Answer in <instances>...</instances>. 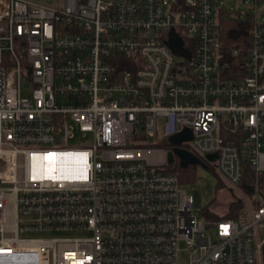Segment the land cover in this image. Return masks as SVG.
I'll return each instance as SVG.
<instances>
[{"label": "built area", "instance_id": "obj_1", "mask_svg": "<svg viewBox=\"0 0 264 264\" xmlns=\"http://www.w3.org/2000/svg\"><path fill=\"white\" fill-rule=\"evenodd\" d=\"M244 1L234 72L215 0H0V264H262L263 0ZM185 129L229 195L213 219L156 148Z\"/></svg>", "mask_w": 264, "mask_h": 264}, {"label": "rangeland", "instance_id": "obj_2", "mask_svg": "<svg viewBox=\"0 0 264 264\" xmlns=\"http://www.w3.org/2000/svg\"><path fill=\"white\" fill-rule=\"evenodd\" d=\"M38 3L47 6H54L58 3V0H33ZM215 7H219L220 11H225L223 17H232L238 19L240 17L241 20L245 21L247 19V14L250 12H254V7L252 4L246 5L244 0H215ZM258 21L260 24H264V0L259 4V15ZM81 139L77 138L74 141L70 142V146H78L80 145ZM156 148L164 149L169 152H173L175 156V161L173 166H175L181 173L192 168L195 169L196 178L194 182H188L185 180L183 183L186 185L188 191L195 192V198L197 204H201L202 207L208 208L209 212L212 210L216 212H223L226 204L227 192L221 191L224 186L220 184V180L216 173L209 169L210 164L204 156L197 154L196 152L190 153L193 157L192 164L187 161L185 158L180 157L178 154L179 149H183L185 151L191 150L190 143L183 144V147L180 148L174 144L160 145ZM196 163V164H195ZM188 167V168H187ZM229 194V193H228ZM232 207L236 205L238 201V192L232 191L231 194ZM232 210V209H231ZM214 214V213H212ZM211 215V213H210Z\"/></svg>", "mask_w": 264, "mask_h": 264}, {"label": "trees", "instance_id": "obj_3", "mask_svg": "<svg viewBox=\"0 0 264 264\" xmlns=\"http://www.w3.org/2000/svg\"><path fill=\"white\" fill-rule=\"evenodd\" d=\"M226 14L225 11L219 12V24L221 30V43H222V53L224 54V60L230 63L234 72H237L238 67H241L245 62L252 48L251 39V29H252V19L249 14H247V19L245 21L232 17H223ZM234 50L238 51L237 56H233ZM244 71V69H243ZM246 73V70L244 71ZM240 76V75H239ZM236 78V76H232ZM228 143H238L235 135L225 134ZM167 145V144H165ZM196 178L195 169H188L183 173H180V179L182 183L186 180L188 182H194ZM255 180V176L250 174L248 170L245 172L243 183H246L244 187L250 194L252 192L251 185ZM261 185L264 188V177L260 179ZM185 183V182H184ZM237 208L236 205L233 206V211ZM206 214L209 218L213 219L216 216L210 215L208 208H206ZM262 264H264V248L262 250Z\"/></svg>", "mask_w": 264, "mask_h": 264}, {"label": "water", "instance_id": "obj_4", "mask_svg": "<svg viewBox=\"0 0 264 264\" xmlns=\"http://www.w3.org/2000/svg\"><path fill=\"white\" fill-rule=\"evenodd\" d=\"M181 46H182V42L179 40V38L177 37V35L174 32H172L170 34V47L172 48V50L176 54H178V55H185V52L181 50ZM191 139H192V133H191V131L188 130V129H185L182 133L177 134V135L171 137L169 139V142L171 144L177 145L179 147L184 142H186L188 140H191ZM176 154H178L182 158H185L187 161H189L192 164L193 157H192V155L189 152H187V151H185L183 149H179ZM174 159H175L174 153L173 152H170L168 154V162H169V164H172L174 162ZM206 159H208L209 161H214L216 159V155L215 156H206Z\"/></svg>", "mask_w": 264, "mask_h": 264}, {"label": "flooded vegetation", "instance_id": "obj_5", "mask_svg": "<svg viewBox=\"0 0 264 264\" xmlns=\"http://www.w3.org/2000/svg\"><path fill=\"white\" fill-rule=\"evenodd\" d=\"M179 147L182 148L183 147V144L181 146H179Z\"/></svg>", "mask_w": 264, "mask_h": 264}, {"label": "bare ground", "instance_id": "obj_6", "mask_svg": "<svg viewBox=\"0 0 264 264\" xmlns=\"http://www.w3.org/2000/svg\"><path fill=\"white\" fill-rule=\"evenodd\" d=\"M48 161H51V160H48ZM52 162H53V160H52ZM48 164H49V162H48Z\"/></svg>", "mask_w": 264, "mask_h": 264}, {"label": "snow or ice", "instance_id": "obj_7", "mask_svg": "<svg viewBox=\"0 0 264 264\" xmlns=\"http://www.w3.org/2000/svg\"><path fill=\"white\" fill-rule=\"evenodd\" d=\"M49 155H55V154H49Z\"/></svg>", "mask_w": 264, "mask_h": 264}]
</instances>
